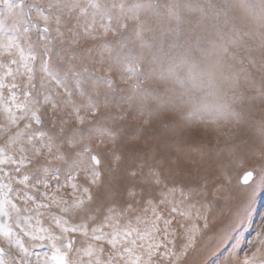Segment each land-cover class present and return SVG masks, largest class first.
Instances as JSON below:
<instances>
[{"label": "snow or ice", "instance_id": "obj_1", "mask_svg": "<svg viewBox=\"0 0 264 264\" xmlns=\"http://www.w3.org/2000/svg\"><path fill=\"white\" fill-rule=\"evenodd\" d=\"M184 6L205 15L203 7ZM160 7L158 0H0V264H207L205 253L229 238L241 210L214 237H206L209 217L213 223L218 219L206 198V181L186 186L175 178L178 173L159 167L145 172L141 162L127 175H139L142 187L127 186L121 193L123 177L112 175L120 157L114 156L109 171L99 151L106 143L114 145L116 136L91 126L101 105L89 86L115 92L114 65L127 73L121 83L140 88L136 77L143 54H123L129 25L141 49H151L144 34L153 31L142 16L162 20L166 15L175 21L168 31L179 35V0H169L164 13ZM259 21L264 27V10ZM259 35L264 47V33ZM82 41L100 44L80 48ZM200 51L215 55L218 64L227 45ZM184 66L193 90L216 87L215 73L186 57L166 70L181 87L185 80L176 70ZM225 79L238 83L237 76ZM184 102L193 104L182 117L189 126L212 123L220 132L230 121L240 122L226 99L211 106L195 105L191 97ZM213 110L215 118L205 121L202 113ZM260 131L264 135V128ZM241 183L253 200L257 186L264 187V175L256 180L246 171ZM121 195L123 203L116 199ZM200 240L210 243L200 247ZM222 264H264V224L242 256L233 249Z\"/></svg>", "mask_w": 264, "mask_h": 264}, {"label": "rangeland", "instance_id": "obj_2", "mask_svg": "<svg viewBox=\"0 0 264 264\" xmlns=\"http://www.w3.org/2000/svg\"><path fill=\"white\" fill-rule=\"evenodd\" d=\"M158 3L164 13L163 6L169 0H158ZM179 4L182 23L178 36L168 31L175 21H169L166 15L162 20L142 16L153 29L144 34L151 49L139 47V41L132 33L133 25H129V31L125 33L129 38L128 46L123 49V54H143L141 71L136 77L140 88L133 90L129 84L121 83L120 77L127 73L121 65H114L115 92L105 86L96 89L89 86L93 98L101 105L91 126L106 128L116 136L114 145L106 143L99 151L109 171L113 169L114 156L120 157L112 175L123 177L121 193L127 186L142 187L141 177H129L127 172L143 162L145 172L148 167H159L161 172L178 173L175 178L186 186L207 182L206 198L218 219L213 223L209 217L206 237H214L232 214L241 210L240 219L229 227V238L225 243L215 251L209 249L210 255L205 253L207 264H222L233 249H238L242 256L248 242L264 224V187L257 186L256 197L249 201L250 189L241 183L246 171H253L256 180L264 175V135L260 131L264 128V97L261 96L264 92V47H261L259 35L264 33L259 21L264 0H179ZM185 4L197 9L203 7L205 15L198 10L189 11ZM109 39L115 42L119 38ZM232 39L238 40V44L229 43ZM99 44L100 41H82L80 48ZM214 44L227 45L218 64L215 55H204L200 51L210 50ZM185 57L201 70L215 73L214 89L193 90L187 81L186 66L176 70V75L185 80L183 87L175 76L167 74L169 65L179 64ZM161 73H164V79L160 78ZM233 76L238 77L235 86L225 79ZM189 97L195 105L210 106L226 99L232 110L240 115V122L230 121L220 132L212 123L189 126L182 118L193 107L184 102ZM202 115L205 121H210L216 113L213 110ZM121 116L125 118L120 119ZM220 123L223 124V120ZM73 127L74 124L68 127L66 136L71 135ZM91 142L95 145L96 138ZM65 150L72 149L65 144ZM159 161L162 163L158 164ZM105 175L107 179L108 173ZM99 196L101 200L105 199V189L99 190ZM116 199L123 203L124 197L121 195ZM206 243L210 241L200 240L199 246L204 247Z\"/></svg>", "mask_w": 264, "mask_h": 264}]
</instances>
